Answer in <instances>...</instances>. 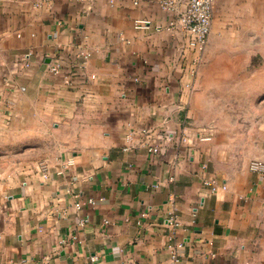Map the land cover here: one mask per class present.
Instances as JSON below:
<instances>
[{
  "label": "crops",
  "instance_id": "obj_1",
  "mask_svg": "<svg viewBox=\"0 0 264 264\" xmlns=\"http://www.w3.org/2000/svg\"><path fill=\"white\" fill-rule=\"evenodd\" d=\"M134 1L0 0V264H172L173 243L180 264H264V0H215L196 75L172 15ZM164 124L193 139L178 161L123 149ZM77 193L104 199L75 229Z\"/></svg>",
  "mask_w": 264,
  "mask_h": 264
},
{
  "label": "built area",
  "instance_id": "obj_2",
  "mask_svg": "<svg viewBox=\"0 0 264 264\" xmlns=\"http://www.w3.org/2000/svg\"><path fill=\"white\" fill-rule=\"evenodd\" d=\"M120 0H111L115 3ZM161 8L166 10L172 15L169 23V30H171L177 38V48L182 56H187V53H191V59L189 60L188 67L192 75H196L204 60V54L209 42V37L212 30L213 15L215 0H156ZM138 3V1H134ZM152 21L148 18H138L136 20V27L149 28ZM91 52L82 50L79 54L84 61L91 57ZM26 66H30L26 63ZM50 72L53 74H60L63 72V67L60 63H56L51 66ZM69 85L75 84V79L72 74L67 75ZM2 97L0 95V104ZM211 136L204 137L209 139ZM193 139L185 132L176 134L166 124L156 128L154 126H143L140 128L132 127L125 136V144L123 149L131 151L137 148H147L153 155H165L169 151V147L175 146L177 150L176 161L181 156L182 148L185 145L190 146ZM207 165L204 164V168ZM252 168L254 170L264 171V162L254 161L252 162ZM37 168L42 172L44 176L49 175V164L45 159L37 162ZM206 183L211 185L215 191L219 188L218 180L216 178H210L206 180ZM154 187H157L155 184ZM226 188V186H223ZM75 200L73 207L76 211V219L74 222V228L78 229L85 226L88 222V217L80 214L81 210L88 204L95 205L97 202L102 201L104 198L88 197L82 199L80 194L74 195ZM170 224L174 227L178 225V218L175 212H171ZM77 236L75 235V238ZM181 243H173L172 264H180L182 262L180 256Z\"/></svg>",
  "mask_w": 264,
  "mask_h": 264
},
{
  "label": "rangeland",
  "instance_id": "obj_3",
  "mask_svg": "<svg viewBox=\"0 0 264 264\" xmlns=\"http://www.w3.org/2000/svg\"><path fill=\"white\" fill-rule=\"evenodd\" d=\"M14 152L13 144H0V171L13 164L14 159L10 156Z\"/></svg>",
  "mask_w": 264,
  "mask_h": 264
}]
</instances>
